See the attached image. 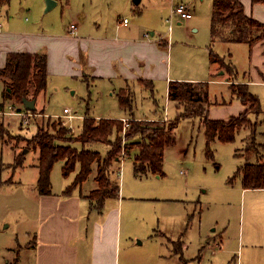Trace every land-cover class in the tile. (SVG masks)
Here are the masks:
<instances>
[{
	"label": "rangeland",
	"instance_id": "1",
	"mask_svg": "<svg viewBox=\"0 0 264 264\" xmlns=\"http://www.w3.org/2000/svg\"><path fill=\"white\" fill-rule=\"evenodd\" d=\"M47 1L11 0L10 9L13 15L20 19L23 17L24 21L28 18V23L45 30L53 28L64 30L72 24L79 23L78 14L81 12L87 15L85 25L93 17L99 16L108 17L109 21L111 23L115 21V24L128 19L130 26L134 27L139 16L137 8L143 9L147 5L150 12L146 19L154 24L158 20L156 12H162L167 4L165 0H145L139 6L132 0L131 2L127 0H58L57 6L48 9ZM177 4L173 5L170 11L168 9L169 16L159 21L160 29H156V32L159 31L166 38L169 36L171 25L168 20ZM212 7V0H208L195 10L192 22L196 25H193L194 28H188V34L185 31L181 32V39H177L176 33L172 32V41L176 40L174 48H170L172 49V67L184 66L190 69H201L203 65L210 67L207 61L208 52L205 51L207 47L203 48V46L210 44L212 11L214 10ZM173 20V28L177 29L175 23L177 18ZM231 30V23L220 27L224 37H229ZM153 31L152 28L147 29L145 34L159 38V33L155 36L150 34ZM212 49L213 52L219 53L215 47ZM185 50L196 53L195 57L186 55ZM68 58L70 59L71 56ZM80 60L82 56L77 63ZM230 74L231 81L235 82L233 84L239 85L237 73ZM85 75H89L86 69L82 70L81 75L65 73L57 69L49 77L46 91L35 95L32 89L27 97L30 100L37 99V109L30 113L32 116L29 118V123L28 121L24 123L22 116L15 114L20 113L17 112L20 111L19 107L25 110L22 103L12 97L15 108L11 109L6 105V111H14L15 115L0 118L1 127H3V133H0V241L16 234L17 230L22 228L23 206L26 204L33 206L29 195L30 189L36 177H39L36 169L30 166L34 164V159L36 162L39 160V151H36L30 142L33 136L39 130L45 129L58 138L62 137V141L57 140L56 144L70 146L80 151L82 144L79 138L87 118L92 116L96 121H100L97 117L116 116L117 118L124 114L118 104V87L114 90L107 80L93 81L91 77ZM134 84L132 90L135 91L134 112L136 115L145 118L158 116L164 114L166 108L168 117L158 120L163 125L175 120L182 112L192 113L198 109V106L201 107L200 103L176 102L180 109L176 111L174 106L168 104L167 87L164 82L154 83L152 90H147L145 87L142 89ZM211 87H215L219 94L226 95V88H222L221 85L218 87L209 85L208 95ZM193 89L202 98L204 97L206 93L204 87L193 85ZM204 101L202 105L209 109L210 106L207 107L208 104ZM208 103H210L209 100ZM64 108H70L75 113L73 129H70L65 124L67 120L61 117ZM247 110H250L248 106L245 112ZM86 113L90 116L84 117ZM248 113L247 127L254 130L256 128L254 117L264 114V105L261 104L256 114L251 111ZM77 115H83V119L79 120L81 116L77 117ZM127 119H129V126L125 129L121 120L122 131L110 138L112 148L119 151L114 164L118 165V173L119 166L122 168L123 177L126 173L128 175L129 169L131 171L135 153L142 144L141 136L131 140L126 136L132 121L130 117ZM173 135L176 144L168 150L166 155L165 173L168 177H143L142 180H137L142 185L152 184L151 187L142 186L141 190L154 194V198L159 197L156 201L147 202L148 204L143 202L144 204L140 205H146L155 214L153 220L157 225L156 232L161 234L159 243H162L158 244L159 254L164 257L153 261L155 246L151 242L139 244L138 242L142 239L136 238L135 248L130 255L132 263L183 264L184 261L185 264H264V190H250L246 196L241 194L242 181L240 182V177H234L237 166L244 162L235 155V150L240 147L241 141L222 143L216 140L211 144L209 152L205 128L201 118L197 116L182 118ZM248 140L245 148L246 156L259 155L262 147L256 143L254 136ZM90 148L100 153L101 168L111 145L95 143ZM18 156L23 161V168L20 166L17 168ZM122 157L124 159L120 163L119 160ZM62 162L66 164V161H60L52 172L51 177L55 187L61 182L64 183L66 179L63 175ZM10 163L13 164L8 165ZM78 167L77 165L73 173L79 171ZM92 170L97 177L100 171L99 164L95 163ZM113 175L114 181L111 175L110 180L113 183H121L120 173ZM13 179L15 182L12 185ZM123 182L125 183V180L122 184ZM22 235L23 231L20 238H23ZM172 236L176 237V244L179 243L178 238L183 242V248L178 244L176 247L173 246V250H179V257H170ZM2 263L4 261L0 255V264Z\"/></svg>",
	"mask_w": 264,
	"mask_h": 264
},
{
	"label": "crops",
	"instance_id": "2",
	"mask_svg": "<svg viewBox=\"0 0 264 264\" xmlns=\"http://www.w3.org/2000/svg\"><path fill=\"white\" fill-rule=\"evenodd\" d=\"M54 1L57 6L58 0ZM144 1L141 0L137 5H141ZM165 1L167 4L164 10L156 12L158 20L154 24L146 19L150 12L147 5L143 9L137 8L139 16L134 27L130 26V21L123 24L121 22L123 20H121L120 23L115 24V21L111 23L108 17L99 16L93 17L85 25L87 15L85 12H81L78 14L79 23L72 24L76 25V29H72L71 25L64 30L59 28L45 30V28L28 23V18L24 21L23 17L20 19L13 15L10 9V0L9 4L0 8V23L2 24L0 28V118L30 113L26 108L24 110L20 107L18 108L20 111H17L20 113L8 112L5 109L6 105L11 109L15 108L12 103L13 98L5 95L6 84L1 75V70L6 67L11 53L45 55L48 79L57 69H61L65 73H80V75L82 70L86 69L89 71V75L85 76L91 77L93 81L107 80L114 90L118 87L117 96L121 89H127L135 96V91L132 90L134 83V86L137 84L140 88L145 87L148 90L145 83L154 86V83L164 82L167 94H169V85L172 81L192 83L197 86L207 83L208 88L209 85L217 87L221 85L222 88H226L225 96L219 94L215 87L210 88L208 115L212 120L228 121L231 117H239L243 114L246 111V106L234 95L231 85L235 82L231 81L227 71L222 70L218 64L211 63L210 47L212 44V47L218 49L220 53L217 54L237 73V83L246 84L249 91L258 97L261 104L264 105V35L259 41L250 45L246 42H230L220 39L213 42L211 33L209 46H207L208 44L203 46V48L207 47L205 51L208 52L207 61L210 67H206V65H203L201 69L184 68V66L181 68L179 66L172 67V49L176 44V40L172 41V32L176 33L177 39H181V32L185 31L188 34V28H194L193 25H196L192 22L195 10L208 0ZM240 1L248 17L264 24V4H255L252 0ZM127 2H131V0H127ZM177 3L186 4L193 17L186 21L174 16L173 19L177 18L175 23L178 28L174 29L172 26V31H169V36L166 38L159 31L156 32V29H160L159 21L169 16L168 9L170 11V8ZM150 28L154 29L150 34L155 36L156 33H159V38L149 37L145 34ZM185 53L192 57H195L196 54L188 50H185ZM69 56H71L70 59ZM80 56H82V60L77 63ZM33 100H36L37 103V99ZM167 100L169 105L174 106V110L180 111L177 103L170 101L168 95ZM119 107L121 108L120 105ZM121 110L124 111V114L117 118H115L116 116H105L97 117V119L122 120L135 116L137 120L158 121L168 117L166 108L164 114L149 118L138 116L135 112L132 114L123 108ZM88 113L84 114V117L88 116ZM80 116L77 115V117ZM81 118L83 119V115L79 120ZM254 118L256 123L254 130L244 126L236 134L235 142L240 140L241 143L240 147L235 150V155L244 160L237 166L236 171L248 162L264 163V114ZM201 122H203L202 118ZM252 136L256 143L262 147V150L259 155L247 157L245 148L248 139ZM175 144L176 142L165 149L163 174L150 172L136 174L134 159L131 171L129 169L128 175L126 173L123 177L122 168L119 166L121 180L119 195L107 199L101 211L94 209L88 199L89 195L98 188L95 171L87 181L70 193L66 192L67 188L73 184L79 171L66 177L65 182H61L57 187L54 186L53 177H51V195L39 194L37 189L39 177H36L29 194L33 206L26 204L21 209L22 228L17 230L16 234L0 241V255L4 261L2 264H133L130 255L135 248L134 240L136 238L142 239L138 242L139 244L151 242L155 246L153 261L164 257L159 254L158 244L162 243H159L161 234L156 232L157 225L153 220L155 214L146 205H140L144 204L143 202L148 204L147 202L156 201L159 197L154 198V194L141 190L142 186L151 187L152 184L142 185L137 180H142L143 177H168L165 173L166 155ZM138 154L139 150L136 151L135 158ZM122 160L120 159L119 162L122 163ZM33 163L30 166L36 169L39 176V160L36 162L34 159ZM62 164L63 168L65 163L62 162ZM20 167L23 168V165ZM117 167L118 165L114 164L113 170H111L112 180L114 173L119 174ZM238 177L241 182V176ZM124 180L125 183L122 184ZM14 182L13 179L12 185ZM250 190H264V188L245 189L242 185V196H246ZM22 231L21 237L23 238H20ZM177 241H179L177 244L183 248V242L179 238ZM170 242L172 246L169 249L172 253L170 257H179V250H173V246L177 245L176 237L172 236ZM180 259L183 258L180 256ZM183 264H185L184 261Z\"/></svg>",
	"mask_w": 264,
	"mask_h": 264
},
{
	"label": "trees",
	"instance_id": "3",
	"mask_svg": "<svg viewBox=\"0 0 264 264\" xmlns=\"http://www.w3.org/2000/svg\"><path fill=\"white\" fill-rule=\"evenodd\" d=\"M252 1L255 4H264V0ZM9 2L10 0H0V8L9 4ZM213 9L211 22L213 42L220 39L230 42H246L253 45L263 37L264 24L252 17H248L240 0H214ZM229 23L232 24V30L229 37H224L220 31V27ZM210 61L213 64H218L229 75H231V72L236 74L223 58L213 52L212 47H210ZM1 75L6 84L5 95L13 97L17 102L23 104V100L28 99L27 96L32 89H34L35 95L46 91L48 87L47 57L37 53H11L6 67L1 70ZM145 85L149 89H153L152 84L145 83ZM199 86L205 88V102L209 104L207 83ZM231 89L234 95L245 106H248L250 110H247V112L241 114L239 117H231L228 121L212 120L209 119V109L202 105L204 99L195 92L192 83L170 82L168 94L170 101L200 103L201 107L198 106V109H195V112L192 113L188 111L182 112L175 120L166 125H163L159 121L137 120L135 116L132 117L131 128L126 136L129 140L136 136H141L142 138L139 154L135 158L136 174H147L148 172L163 174L165 149L175 143L176 139L173 133L182 118L196 116L202 118L209 152L211 144L216 140L222 143L234 142L238 130L249 124L248 111L256 114L261 108V102L258 97L249 91L246 84H232ZM118 97L121 108L134 114V94L129 90L121 89ZM28 112L32 113L35 110ZM1 126L2 124L0 123V133H3V127ZM121 131V120L106 118L96 121L94 118H87L83 123L82 134L79 138L82 148L78 151L76 148L70 146L56 144L57 140L62 141V137L58 138L45 129L39 130L30 140L32 147L36 151H39V179L37 182L39 194H52L51 176L55 165L60 161H66L63 167V175L65 177L73 173L77 165L79 166V173L73 184L68 187L67 193H70L73 189L87 181L92 174L93 165L98 163L100 171L95 179L98 183V188L89 195L88 199L91 201L94 209L101 211L105 201L109 198L118 197L120 191L119 184L113 183L110 180L111 169L118 158L117 154L119 152L118 149L112 148L110 138L115 133H120ZM95 143L111 145V149L101 168L100 153L90 148ZM16 164L17 167L23 164L20 156L17 157ZM238 176L242 177V185L245 189L264 188V163L248 162L239 167L234 177Z\"/></svg>",
	"mask_w": 264,
	"mask_h": 264
},
{
	"label": "built area",
	"instance_id": "4",
	"mask_svg": "<svg viewBox=\"0 0 264 264\" xmlns=\"http://www.w3.org/2000/svg\"><path fill=\"white\" fill-rule=\"evenodd\" d=\"M177 16L180 17L183 20H189L193 17L192 12L190 11L189 7L186 4H178L177 6L174 7L173 11H172V15L170 17V19L168 20L170 22V27H169V31H172V24H173V17ZM123 24H127L128 23V19H124L123 21H121ZM2 27V24L0 23V28ZM72 29H76V25H72L71 26ZM21 115V114H20ZM23 117L24 123H27V121L29 120V118L32 116V114H22L21 115ZM62 118L66 119V125L70 128L73 129V120L76 118V116L74 115V113L71 111L70 108H65L64 109V113L61 116ZM123 123H124V128L126 129L129 126V119H122ZM124 157L120 158L121 160Z\"/></svg>",
	"mask_w": 264,
	"mask_h": 264
},
{
	"label": "water",
	"instance_id": "5",
	"mask_svg": "<svg viewBox=\"0 0 264 264\" xmlns=\"http://www.w3.org/2000/svg\"><path fill=\"white\" fill-rule=\"evenodd\" d=\"M141 0H133L134 4H139ZM48 9L53 8V6H55L56 2L54 0H48ZM36 100H29V99H24L23 100V104L25 105V108L29 111H34L36 110Z\"/></svg>",
	"mask_w": 264,
	"mask_h": 264
}]
</instances>
